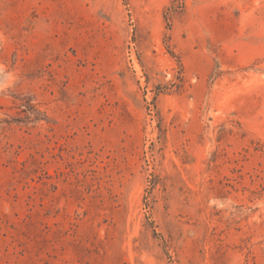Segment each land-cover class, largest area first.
<instances>
[{
    "label": "rangeland",
    "instance_id": "rangeland-1",
    "mask_svg": "<svg viewBox=\"0 0 264 264\" xmlns=\"http://www.w3.org/2000/svg\"><path fill=\"white\" fill-rule=\"evenodd\" d=\"M0 85V264H264V0H0Z\"/></svg>",
    "mask_w": 264,
    "mask_h": 264
},
{
    "label": "clouds",
    "instance_id": "clouds-1",
    "mask_svg": "<svg viewBox=\"0 0 264 264\" xmlns=\"http://www.w3.org/2000/svg\"><path fill=\"white\" fill-rule=\"evenodd\" d=\"M12 77L10 75L6 76V79H5V84L8 83L9 80H11ZM0 87H4V85H0Z\"/></svg>",
    "mask_w": 264,
    "mask_h": 264
}]
</instances>
